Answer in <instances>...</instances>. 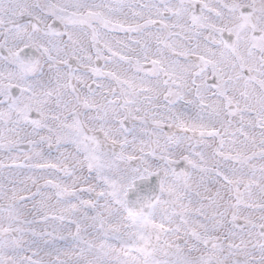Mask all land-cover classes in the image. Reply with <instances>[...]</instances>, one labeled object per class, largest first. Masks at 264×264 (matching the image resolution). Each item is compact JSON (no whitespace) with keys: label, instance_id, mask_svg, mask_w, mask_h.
<instances>
[{"label":"snow or ice","instance_id":"6c2138e0","mask_svg":"<svg viewBox=\"0 0 264 264\" xmlns=\"http://www.w3.org/2000/svg\"><path fill=\"white\" fill-rule=\"evenodd\" d=\"M0 264H264V0H0Z\"/></svg>","mask_w":264,"mask_h":264}]
</instances>
